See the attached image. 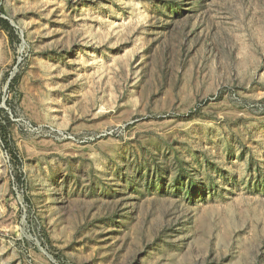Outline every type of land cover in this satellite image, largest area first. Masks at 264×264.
Instances as JSON below:
<instances>
[{
	"label": "rangeland",
	"instance_id": "rangeland-1",
	"mask_svg": "<svg viewBox=\"0 0 264 264\" xmlns=\"http://www.w3.org/2000/svg\"><path fill=\"white\" fill-rule=\"evenodd\" d=\"M0 264H264V0H0Z\"/></svg>",
	"mask_w": 264,
	"mask_h": 264
}]
</instances>
